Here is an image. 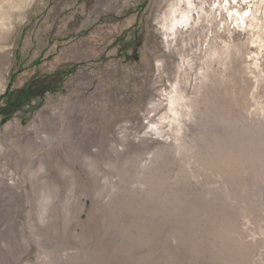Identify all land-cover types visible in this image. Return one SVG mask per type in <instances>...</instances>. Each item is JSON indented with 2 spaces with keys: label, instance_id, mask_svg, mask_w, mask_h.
<instances>
[{
  "label": "rangeland",
  "instance_id": "1",
  "mask_svg": "<svg viewBox=\"0 0 264 264\" xmlns=\"http://www.w3.org/2000/svg\"><path fill=\"white\" fill-rule=\"evenodd\" d=\"M0 264H264V0H0Z\"/></svg>",
  "mask_w": 264,
  "mask_h": 264
}]
</instances>
